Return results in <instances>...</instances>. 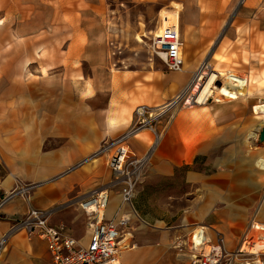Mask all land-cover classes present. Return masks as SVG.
Instances as JSON below:
<instances>
[{"label":"crops","instance_id":"obj_1","mask_svg":"<svg viewBox=\"0 0 264 264\" xmlns=\"http://www.w3.org/2000/svg\"><path fill=\"white\" fill-rule=\"evenodd\" d=\"M69 1L75 5V10L66 7L68 0H9L6 14L0 17V56L6 53L10 55L8 60L0 61V198L17 190L24 182L43 183L28 196L17 192L3 205L1 214L6 219H0V236L8 230L11 224L9 219H20L30 209H38L49 210L51 225H63L65 231L73 236L76 231L82 230L87 238L85 218L80 219L83 212H72L67 202L86 196L95 187H103L109 181H106V171L99 178L93 169L102 163V156L92 157V161L81 168L73 166L96 151L103 140L127 131L134 122V111L138 106L149 105L153 106L150 107L152 111H159L184 89L194 70L205 59L215 62L213 55H218L222 58L218 61L219 67L246 73L251 81L260 82L264 78V61L257 62L250 57L251 52L264 53V48L257 46L259 40L264 41V28L253 33L250 29L243 30L240 27L239 34L238 29L228 28L225 34H219L230 12L226 8L235 4L230 0H187L182 1V5L170 3V6L175 7L173 12L179 13L183 5L195 8L196 12L194 16L183 18L178 26L183 64L181 70L172 71L164 69L160 64L145 62L114 72L110 71V66H116L115 63L108 58L107 51L94 42L103 37L95 34L104 33L98 26L90 25L99 23L108 6L107 0ZM112 1L115 0H110V3ZM22 4L33 11L26 20L24 14H10L13 7ZM39 7L54 9L48 17L42 18L39 16L41 12L36 9ZM238 11L244 12L239 19H244L249 25L264 23V0H243ZM234 19L237 21L238 14L234 15ZM30 20L45 24L71 23L72 32L64 49V63L68 56V60H76L77 64H87V77L81 73L83 77L71 82L61 75L51 78L40 69L36 80L25 78L27 66L33 61L29 53L23 56L24 48L20 47V43L26 34L23 25ZM15 21L17 25L9 31L4 22ZM231 31L232 34H227ZM34 51V56L40 55L38 48ZM243 51H247L245 62L241 59ZM115 52L112 48L110 56ZM67 70L60 68L62 72ZM74 71L77 73L78 69ZM100 93L106 95V103L102 108L90 102ZM23 103L26 105L25 110L19 109ZM253 105L250 108L255 113ZM22 118L32 120L33 123H23ZM252 128L257 131L258 122ZM143 130L136 131L131 138L133 141L130 139L134 147H140L136 139ZM4 133L9 136L4 137ZM247 136H254L253 131H248ZM52 141L56 143L51 145ZM262 152L264 150L249 153L245 158L246 165L251 166L249 170L257 190L264 181V169L257 167L255 157H264ZM86 182L88 184L81 189L73 191L77 184ZM114 200L109 199L105 218H110L116 208L118 200ZM110 201H114L111 207ZM75 209L78 210V207ZM261 209L257 222L264 223V203ZM252 221H255L253 216L243 232L248 230ZM187 224L190 223L184 225ZM162 246L161 251L164 252ZM0 264H51L46 241L38 236L28 237L23 231L15 232L6 241L0 254ZM127 264H131V260Z\"/></svg>","mask_w":264,"mask_h":264},{"label":"rangeland","instance_id":"obj_2","mask_svg":"<svg viewBox=\"0 0 264 264\" xmlns=\"http://www.w3.org/2000/svg\"><path fill=\"white\" fill-rule=\"evenodd\" d=\"M182 1L187 0L141 2L115 0L111 3L107 0L108 6L99 23L94 22L90 25L98 26L104 33L95 34L103 37L95 39L94 42L104 48L108 58L115 63L116 66H110V71L130 69L145 62L160 64L167 69L163 61L152 53L151 38L162 26L167 27L171 23L178 29L183 18L195 15V8L184 5L181 6L179 13L173 12L175 7L170 6V3L176 2L182 5ZM8 2L9 0H0V17L6 14ZM230 2L235 4L226 8L230 12L219 34H225V29L228 28L238 29V34L240 27L243 30L250 29L253 33L259 28H264V23L249 25L244 19H239V16L244 14L238 11L242 2L240 0H230ZM66 7L71 10L76 9L69 0ZM36 9L41 12L39 16L46 18L54 8ZM14 13L15 16L24 14L26 20L33 11L32 8L22 4L13 7L10 14ZM237 14L238 19L235 21L234 15ZM4 24L11 31L12 27L17 25V21L4 22ZM71 27V23L64 22L47 24L32 20L25 22L23 30L26 34L21 40L20 47L24 48L23 56L26 57V53H29L28 56H31V62L33 61L27 66L25 78L36 80L40 69L51 78L61 75L71 82L73 79L83 77L81 73L87 77L89 74L87 64H77L76 60H68V56L66 64L64 63V49L70 41ZM38 29L39 31L35 32ZM227 34H232V31ZM257 46L264 48V41L259 40ZM183 47L184 45L182 51ZM37 48L40 55L34 56V50ZM112 48L116 52L110 56ZM257 52L254 54L251 52L250 57L257 62H263L264 53ZM9 56V53L0 56V61L8 60ZM213 59L215 62H208L205 59L203 64L210 66L209 68L215 72L230 71L240 77L249 78L246 73L237 72L233 68L225 70L219 67L218 61L222 58L218 55H213ZM241 59L243 62L247 60V51L242 52ZM60 68L68 70L62 72ZM75 68L78 69L77 73L74 71ZM257 81L252 80L246 94L238 95L237 99L231 101L218 102L212 98L205 104H186L188 96L195 92L193 90L195 82H192L190 90L185 91L183 96L173 103L174 105L164 111L163 109L155 111H162L155 117L147 116L152 128H144L145 130L137 137L140 147H134L131 141L129 142L134 153L137 155L146 153L148 160L131 204L123 206V213L133 212V216L122 228L124 236L126 232L131 235L128 239V250L123 249L127 252L121 253L122 264H127L128 260H131V264H183L188 256L184 240L188 238L190 230L197 225L206 227L207 232L211 229L219 230L223 233L228 248H233L249 219L252 216L255 221L260 219L259 211L262 210L261 206L264 203V181L257 190L255 179L253 180L249 170L251 166H247L245 160L247 154L264 150V142L258 141L257 131L252 128L257 122L259 127L264 125V113L260 111L253 113L250 108L252 104L264 103V78L260 82ZM90 102L102 108L106 103V95L97 94ZM19 109L25 110V103L21 104ZM21 121L33 123L27 118H22ZM248 131H253L254 136L248 137ZM154 134H157L158 140L152 145ZM8 136L4 133V137ZM55 143L52 141L51 145ZM94 152L89 154L86 160L78 161L73 167L81 168L92 161V157L102 156V163L93 169L99 178L106 171V181L110 182L112 175L106 168V156L93 155ZM86 184L88 183L77 184L73 191H78ZM40 185L42 186L43 183L24 182L17 190H22L19 191V195L28 196ZM110 198L118 200L117 205L120 202L117 185L111 186ZM77 201L78 198L69 200L68 208L72 209V212L79 211L82 214ZM114 201L112 203L110 201V207ZM76 207L78 210L75 209ZM115 210L116 208L110 217ZM83 216L80 215V219L84 220L85 216ZM185 223L190 224L184 225ZM74 236L81 241L86 240L82 230L76 231ZM160 246L164 248V252L161 251Z\"/></svg>","mask_w":264,"mask_h":264},{"label":"built area","instance_id":"obj_3","mask_svg":"<svg viewBox=\"0 0 264 264\" xmlns=\"http://www.w3.org/2000/svg\"><path fill=\"white\" fill-rule=\"evenodd\" d=\"M180 45L179 34L173 32L170 27H166L160 36H153L150 43L152 53L172 71H179L182 66ZM203 63L204 61L194 70L189 82H192ZM176 99L177 96L161 109L167 110ZM161 112L152 111L146 105L138 106L134 111L135 123L120 135L103 140L93 153L106 156V166L112 180L78 198V207L85 216V241L66 232L63 225H51L49 210L30 209L20 219H9L11 224L8 230L0 236V254L8 238L15 232L23 231L28 237L38 236L46 241L51 264H122V228L129 220L123 213V206L131 204L148 160L146 153H134L129 141L136 131L152 128L147 116L155 117ZM157 137V134H154L152 145L158 140ZM114 185L119 188L120 202L113 216L105 218L111 186ZM19 191H11L0 198V219H6L1 214L3 205ZM249 226L260 232L256 242L252 241V236L243 232L233 248H228L223 233L217 229L207 232L206 227L199 226L191 230L190 239L184 241L188 256L183 264H264V223L256 221L254 225L250 223ZM255 245L256 251L253 250Z\"/></svg>","mask_w":264,"mask_h":264},{"label":"bare ground","instance_id":"obj_4","mask_svg":"<svg viewBox=\"0 0 264 264\" xmlns=\"http://www.w3.org/2000/svg\"><path fill=\"white\" fill-rule=\"evenodd\" d=\"M163 21L164 19L162 18V22ZM167 27H170L173 32L178 33V29L172 26L171 23ZM165 28L166 27L162 26V28L157 32L155 36H160L163 33V30ZM138 40L141 41L142 39L138 38ZM181 57H182V53H181ZM209 67L210 66L208 65L202 64V68H200L195 74V77L192 80V82H195V86L193 87V90L195 92L193 95L188 96L186 100V104H190V103L205 104V102H207L209 99H212V98L218 102L231 101V100L237 99L238 95L246 94L247 87L249 83L251 82V78L240 77L235 73H231L230 71L226 73L224 71L215 72L212 68H209ZM181 69L182 68H180V70ZM192 82L187 83V85L185 86L181 94L180 92L182 90L178 93L176 100H178L179 97L183 96L185 91L190 90V86ZM253 110L254 112L260 111L264 113V103L254 105ZM255 164L257 165L258 168L264 169V157L262 155L255 157ZM101 214H102V211H100L99 215ZM126 215L128 219H132L133 212H130L129 214H126ZM255 222L256 221H253L252 224L254 225ZM197 227L198 225L196 227H193L191 230L196 229ZM246 233L252 236L253 242H256V239L260 235V232L255 231L253 227L252 228L249 227ZM189 236L190 235L188 234V240L190 239ZM129 237H131V235L128 232H126L124 239H122L123 249H127ZM127 250H124V251L122 250V252L126 253ZM253 250L254 251L257 250L256 245L254 246Z\"/></svg>","mask_w":264,"mask_h":264},{"label":"water","instance_id":"obj_5","mask_svg":"<svg viewBox=\"0 0 264 264\" xmlns=\"http://www.w3.org/2000/svg\"><path fill=\"white\" fill-rule=\"evenodd\" d=\"M257 139L259 142H264V125H262L258 128Z\"/></svg>","mask_w":264,"mask_h":264}]
</instances>
